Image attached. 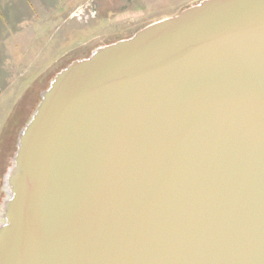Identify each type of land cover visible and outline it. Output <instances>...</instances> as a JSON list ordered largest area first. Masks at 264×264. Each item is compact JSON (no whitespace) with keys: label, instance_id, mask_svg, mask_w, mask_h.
Segmentation results:
<instances>
[{"label":"water","instance_id":"water-1","mask_svg":"<svg viewBox=\"0 0 264 264\" xmlns=\"http://www.w3.org/2000/svg\"><path fill=\"white\" fill-rule=\"evenodd\" d=\"M1 192L0 264H264V0H203L71 62Z\"/></svg>","mask_w":264,"mask_h":264},{"label":"rangeland","instance_id":"rangeland-1","mask_svg":"<svg viewBox=\"0 0 264 264\" xmlns=\"http://www.w3.org/2000/svg\"><path fill=\"white\" fill-rule=\"evenodd\" d=\"M203 0H85L74 11L73 19L84 30L76 29L73 38L68 32V42L58 54V63L48 72L40 85L21 96L4 101L0 109V204L3 175L11 166L16 151L19 132L34 112L41 92L53 77L71 62L84 59L98 47L128 39L148 25L178 16L183 10ZM31 93V94H30Z\"/></svg>","mask_w":264,"mask_h":264},{"label":"crops","instance_id":"crops-1","mask_svg":"<svg viewBox=\"0 0 264 264\" xmlns=\"http://www.w3.org/2000/svg\"><path fill=\"white\" fill-rule=\"evenodd\" d=\"M85 0H0V109L35 92L80 27L72 16ZM30 93V94H31ZM42 93V92H41Z\"/></svg>","mask_w":264,"mask_h":264}]
</instances>
